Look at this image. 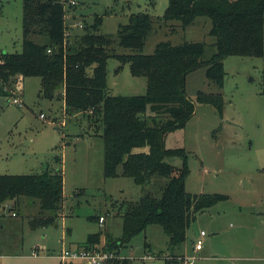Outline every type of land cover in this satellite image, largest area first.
Here are the masks:
<instances>
[{
	"label": "rangeland",
	"instance_id": "374dc122",
	"mask_svg": "<svg viewBox=\"0 0 264 264\" xmlns=\"http://www.w3.org/2000/svg\"><path fill=\"white\" fill-rule=\"evenodd\" d=\"M74 1L76 5L66 3L70 36L83 34L86 23L98 22L90 31L117 37L119 26L133 14L148 12L154 29L140 53L152 54L162 41H205L204 59L216 52L212 20L199 16L186 27L167 21L163 15L170 0ZM23 15L24 0H0V52L23 50ZM117 52L133 51L120 47ZM224 68L222 88L208 80L204 67L188 75L187 94L195 101V113L166 140L168 147L186 151L188 192L224 197L197 214L185 241L172 245L161 225L150 224L122 247L119 258L132 264H166L167 256L184 257L179 264H264V54L229 55ZM107 70L108 93H147V78L132 74L129 62L112 57ZM16 85L22 107L12 103L16 96H0V174L59 168L65 198L58 219L46 226L31 224L39 212L37 201L21 197L17 208L0 205V264H63L64 247L84 244L91 233L103 230L120 237L121 203L138 201L147 192L159 194L167 179L154 175L142 187L132 177H105V141L96 117L89 111H68L62 97L44 96L38 76L21 78ZM200 90L222 93V114L212 104L196 101ZM167 161L178 167L184 163L180 157ZM91 216L106 220L100 223ZM202 230L204 245L196 250Z\"/></svg>",
	"mask_w": 264,
	"mask_h": 264
},
{
	"label": "trees",
	"instance_id": "16d2710c",
	"mask_svg": "<svg viewBox=\"0 0 264 264\" xmlns=\"http://www.w3.org/2000/svg\"><path fill=\"white\" fill-rule=\"evenodd\" d=\"M66 3L68 0H24L23 50L0 52V96H15L19 79L38 76L44 96L62 97L68 111H89L96 117L105 141V177H132L142 187L154 175L167 179L159 194L147 192L138 201L121 203L120 237L100 230L89 234L81 244L92 250L113 251L115 257L109 264H132L128 258H119V254L136 234L150 224H159L170 236L172 245L181 243L187 239L197 214L224 197L188 192L186 180L190 170L186 151L168 147L166 140L195 113V101L187 94L190 73L204 67L208 80L222 88L227 56L264 54V0L169 1L163 15L167 21L176 20L186 27L199 16L212 20L210 34L215 37L216 52L209 59H204L205 41H162L152 54L140 53L154 29L155 21L148 12L133 14L128 23L119 26L117 37L90 31L98 22L86 23L83 34L66 37ZM114 44L117 51L124 47L133 52H117L113 50ZM112 57L129 62L132 74L147 78L146 94L107 92L108 61ZM196 101L212 104L223 112L222 93L200 90ZM172 157L183 158V165L168 162ZM21 197L38 202L39 212L31 220L32 226L54 223L65 198L62 170L0 174V205L17 208ZM100 217L90 219L99 221ZM179 259L185 258L167 256L165 260L166 264H179Z\"/></svg>",
	"mask_w": 264,
	"mask_h": 264
},
{
	"label": "built area",
	"instance_id": "2783aa9c",
	"mask_svg": "<svg viewBox=\"0 0 264 264\" xmlns=\"http://www.w3.org/2000/svg\"><path fill=\"white\" fill-rule=\"evenodd\" d=\"M71 5H76V1L71 0L68 2ZM83 27L82 24L79 25ZM69 27L66 29V37H70V33L68 32ZM16 96V95H15ZM12 103L23 106V100L16 96L13 98ZM15 214V212L13 213ZM105 220L104 216H101L99 221L103 223ZM206 236V232L202 230L200 232L199 237L195 242V249L201 250L204 245V237ZM112 253L107 251H99L92 250L86 248L84 246L78 247H64L60 258L63 264H107L108 261L112 258Z\"/></svg>",
	"mask_w": 264,
	"mask_h": 264
},
{
	"label": "crops",
	"instance_id": "0c3cea01",
	"mask_svg": "<svg viewBox=\"0 0 264 264\" xmlns=\"http://www.w3.org/2000/svg\"><path fill=\"white\" fill-rule=\"evenodd\" d=\"M20 94H22V92H20ZM106 220V219H105ZM103 240H104V238H103ZM78 246H81V244H75V245H71V246H69V247H78Z\"/></svg>",
	"mask_w": 264,
	"mask_h": 264
}]
</instances>
